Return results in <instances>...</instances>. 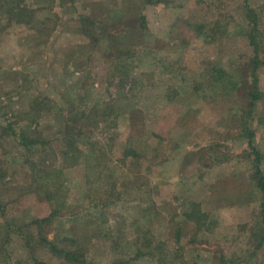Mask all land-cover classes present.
Instances as JSON below:
<instances>
[{"label":"rangeland","instance_id":"obj_1","mask_svg":"<svg viewBox=\"0 0 264 264\" xmlns=\"http://www.w3.org/2000/svg\"><path fill=\"white\" fill-rule=\"evenodd\" d=\"M145 1L0 0V264H264V0Z\"/></svg>","mask_w":264,"mask_h":264},{"label":"trees","instance_id":"obj_2","mask_svg":"<svg viewBox=\"0 0 264 264\" xmlns=\"http://www.w3.org/2000/svg\"><path fill=\"white\" fill-rule=\"evenodd\" d=\"M147 5L151 4H161L164 1L163 0H147L145 1ZM246 17L249 20V27L245 32V37L247 39L248 45L251 49V58H250V63L252 66V78H253V83H252V90L249 93L250 99H251V104L253 105L254 102L257 99V91H258V79L256 76V72L259 68L264 67V45L262 43V38L259 37L258 34V29H257V16L254 13V11L246 6ZM142 22L144 18H141ZM253 133H249V142L248 146L251 150V153L254 157V162H255V180H256V185L257 188L260 190L262 193V202L260 204V218H261V225H262V240L264 241V172L263 170L260 169V154L257 151L256 147H254V141H253ZM24 141H27L29 144L33 145L34 143L32 141H28L26 139H22ZM62 254L64 258L72 262L74 264H81L80 257L81 255L75 252H70V251H62Z\"/></svg>","mask_w":264,"mask_h":264}]
</instances>
